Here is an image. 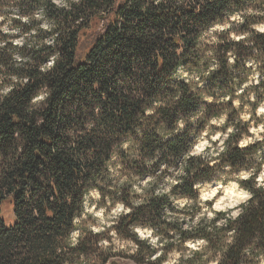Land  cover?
I'll return each instance as SVG.
<instances>
[{
    "label": "trees",
    "instance_id": "16d2710c",
    "mask_svg": "<svg viewBox=\"0 0 264 264\" xmlns=\"http://www.w3.org/2000/svg\"><path fill=\"white\" fill-rule=\"evenodd\" d=\"M247 2L205 0L197 12L194 5L178 6L175 0L159 4L155 0H80L68 12L57 10L50 0H22L26 11L45 7L57 22L54 31L60 33L56 49L25 48L24 54L39 63L58 50L61 59L46 74L35 64L9 68L29 75L31 82L0 101V264H65L66 260L75 264L74 258L81 254L93 261V238L97 235L86 236L67 253L57 255L55 248L74 228L73 217L83 210L89 188L99 187L96 181L105 177L111 156L117 154L128 170L142 176L154 172L160 163H178L192 140L193 124L166 138L157 128L171 132L178 118L193 115L202 105L208 116L219 114L224 106L208 103L203 95L233 93L235 78L246 70L245 61L264 58V34H259L251 47L235 42L238 59L231 67L224 51L233 43L219 45L221 67L204 78L202 88L195 92L177 78L180 70L199 73L207 67L209 61L197 47L201 31ZM48 35L41 32L39 38ZM9 59V54L0 50V63L7 65ZM45 83L52 89L47 106L26 111L36 88ZM177 94L179 99L160 109L158 116L142 119L144 108L153 100L171 101ZM87 124L93 127L89 129ZM203 126L204 121H198L195 128ZM129 138L135 142L132 151L139 159H130L128 152L118 147ZM256 151V146L248 150L233 147L225 160L234 167L251 165ZM157 152L159 160L150 169L143 160ZM219 167L199 166L177 189L195 196L193 183L216 179ZM126 196L125 191L123 198ZM5 204L11 208L10 222L3 214ZM165 207H170L166 196L154 197L115 227L131 235L127 230L130 223L155 224ZM236 226L237 243L229 248L223 264H248L241 249L256 236L260 238L255 249L264 252V190L257 191L256 203ZM132 260L143 264V254Z\"/></svg>",
    "mask_w": 264,
    "mask_h": 264
},
{
    "label": "clouds",
    "instance_id": "9594fccd",
    "mask_svg": "<svg viewBox=\"0 0 264 264\" xmlns=\"http://www.w3.org/2000/svg\"><path fill=\"white\" fill-rule=\"evenodd\" d=\"M160 2L155 0L156 4ZM175 2L178 6L194 5L199 12L205 0L199 3L197 0ZM50 3L57 10L70 12L80 0H50ZM56 28V20L49 17L45 7L26 11L22 0H0V50L6 51L10 57L7 65L0 63V101L31 82L29 75L9 71V68L24 69L35 64L42 74L55 68L61 59L58 50L38 63L31 55L24 54L23 49L44 46L56 49L60 35L54 31ZM41 32L51 35L40 39ZM259 34H264V0H248L245 7L217 19L201 31L197 47L203 52L204 60L209 61L207 67L199 73L180 70L177 78L190 84L195 92L197 88H202L204 78L221 67L217 60L219 45L233 43L224 51L227 65L231 67L238 59L235 42L251 47ZM245 65L246 70L235 78L237 86L233 93L216 97L203 95L208 103L224 106L219 114L208 116L206 106L202 105L193 115L178 118L171 132L157 128V132L166 138L182 132L187 124H193L192 140L178 163H160L154 172L142 176L128 170L117 154L111 156L105 177L96 181L99 187L89 188L84 197L83 210L73 217L74 228L57 244V255L76 248L90 234H101L96 240L98 249L125 253L129 257L141 253L143 264H223L229 248L238 240L236 222L256 203L257 191L264 190V152L261 151L264 149V58H249ZM51 96L52 89L46 83L42 84L30 97L26 111L46 107ZM178 99L179 94L171 101L153 100L150 106L144 108L142 119L158 116L160 109L171 106ZM198 121H204V126L196 130ZM86 127L90 129L93 125L87 124ZM141 131L140 127L136 129L138 134ZM134 143L129 138L118 147L128 152L130 159H139L138 154L132 151ZM249 146L257 147L253 164L234 167L225 160L233 147L248 150ZM158 160L157 152L151 158H145L143 163L151 169ZM203 165H219L217 178L194 182L195 196L181 193L177 186L183 185L186 178ZM101 188L105 191L102 192ZM125 191L126 199L123 198ZM165 196L170 207L163 209L155 224L130 223L127 230L131 235H125L115 227L122 218L148 204L152 198ZM102 199L103 204L100 203ZM259 238L256 236L252 244L241 249L248 264H264V252L255 249ZM74 260L75 264H92L91 258L84 254ZM65 264H74V261L66 260ZM132 264L136 262L132 261Z\"/></svg>",
    "mask_w": 264,
    "mask_h": 264
},
{
    "label": "rangeland",
    "instance_id": "374dc122",
    "mask_svg": "<svg viewBox=\"0 0 264 264\" xmlns=\"http://www.w3.org/2000/svg\"><path fill=\"white\" fill-rule=\"evenodd\" d=\"M89 202L91 203L92 201H89ZM100 203L103 204L101 201H100ZM3 214H4V217L6 218V220L8 222L12 221L11 208L8 204L4 205ZM95 235H97V236L94 237L93 240H94V243L96 244V240L99 237V235H101V234H95ZM94 250H95V253L93 256L92 264H108L107 263L108 260H112V259H114V260L120 259V260H122V264H132V261H133L132 259L134 257V256L129 257V256H127V254L120 253V252L113 253L110 251H102V250L98 249L96 246H95Z\"/></svg>",
    "mask_w": 264,
    "mask_h": 264
},
{
    "label": "water",
    "instance_id": "95a60500",
    "mask_svg": "<svg viewBox=\"0 0 264 264\" xmlns=\"http://www.w3.org/2000/svg\"><path fill=\"white\" fill-rule=\"evenodd\" d=\"M111 261V264H122V260H120V259H112V260H110ZM108 264H109V262H108Z\"/></svg>",
    "mask_w": 264,
    "mask_h": 264
}]
</instances>
